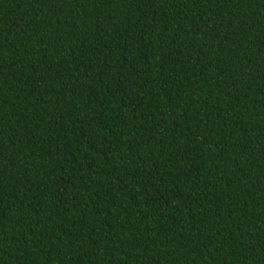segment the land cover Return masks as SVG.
<instances>
[{
  "label": "trees",
  "instance_id": "16d2710c",
  "mask_svg": "<svg viewBox=\"0 0 264 264\" xmlns=\"http://www.w3.org/2000/svg\"><path fill=\"white\" fill-rule=\"evenodd\" d=\"M0 264H264V0H0Z\"/></svg>",
  "mask_w": 264,
  "mask_h": 264
}]
</instances>
